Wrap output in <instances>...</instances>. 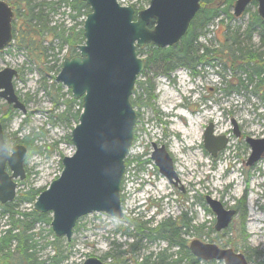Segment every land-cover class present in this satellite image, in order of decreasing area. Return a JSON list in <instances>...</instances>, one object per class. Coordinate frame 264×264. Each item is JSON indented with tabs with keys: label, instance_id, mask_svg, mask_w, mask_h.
Segmentation results:
<instances>
[{
	"label": "rangeland",
	"instance_id": "1",
	"mask_svg": "<svg viewBox=\"0 0 264 264\" xmlns=\"http://www.w3.org/2000/svg\"><path fill=\"white\" fill-rule=\"evenodd\" d=\"M5 1L15 12V33V26L22 23L16 18L18 8L11 5L9 0ZM56 1L28 0L32 10L36 14L42 11L43 16L41 20L35 19L29 24L23 22V26L30 25V29L35 31H46L30 33V38L35 40L33 45L29 41L21 45L14 34L12 43L0 51V71L12 68L18 72L13 84L27 108L24 114L0 98V122L7 143L10 148L23 145L28 152L32 149L40 150L25 161L26 178L23 181L16 180L17 197L13 205L19 203L18 199L24 192L47 189L61 175L62 159L75 151L71 132L76 121L71 115L67 118L59 117L66 109L63 102L70 100L72 95L56 80L62 62L68 57L69 48L66 46L60 51V41L48 30L61 26L67 29L75 27L78 31L83 28L84 17L73 22L68 9L54 13L45 6L46 3ZM211 1L221 4L222 0ZM120 5L133 6L140 11L149 7L150 0H120ZM20 10L21 15L24 9ZM233 12L234 6L230 9L233 19L222 12L221 17L206 29L198 28V46L219 49L227 37L230 42L233 39L239 42L247 52L263 54L264 57V41L261 37L255 34L249 39L245 33L250 14L235 17ZM151 52L149 47H145L140 57L146 60L150 58ZM225 64V61H216L214 66L198 67L194 84L190 83L186 74L187 68L177 63L172 65V71L166 72V68H157L152 64L147 73L146 70L143 72L153 78L156 100L153 101L154 107L141 109L143 116L138 120L140 127L128 155L124 189L129 199L123 203L125 218L118 220L103 213L89 214L79 221L70 242L64 237L56 238L50 225H39L35 231L39 242L36 252L39 262L83 264L89 257H96L105 264H150L167 250V243L149 242L146 238L140 241L134 237L135 229L132 227L128 230L132 236L125 235V228L129 227L126 218L147 223V227H155L167 219L183 218L191 220L192 228L183 236L188 246L192 240L200 237L204 242L244 253L250 264H264V157L253 166H248L252 150L246 142L247 137L264 138L263 86L256 88L258 77L249 81V69ZM145 77L140 75L138 81ZM139 93L141 89L138 85L136 96ZM57 99L60 100L59 105L55 104ZM77 109L75 106L74 110ZM157 112H160V116ZM179 113L193 119L194 126L198 127L196 139L192 136L185 139L178 131L188 125ZM234 123L241 133L239 137L234 133ZM209 124L214 125L216 137L229 139L228 146L216 158L204 148V133ZM155 126H163V129L169 131L170 137L166 144L188 193L174 191L151 159L152 144L160 138L159 129ZM195 153L201 158V163L195 159ZM143 168L147 170L146 173L142 172ZM146 178L150 183L143 192L138 186ZM232 178H235V183ZM200 196H211L222 202L226 209L238 212L226 230H215L216 215L204 199V205H199L197 198ZM146 204L151 205L146 207ZM31 207L29 204H21L20 210ZM243 217L246 219V240L240 239L234 229ZM200 227L201 236L195 229ZM6 228L7 218L0 214V232ZM136 243L139 244L133 248L132 244ZM175 251L172 249L168 253L173 254ZM148 257L150 260L146 261ZM208 263L211 262L200 264ZM212 263L224 264L216 261Z\"/></svg>",
	"mask_w": 264,
	"mask_h": 264
},
{
	"label": "water",
	"instance_id": "2",
	"mask_svg": "<svg viewBox=\"0 0 264 264\" xmlns=\"http://www.w3.org/2000/svg\"><path fill=\"white\" fill-rule=\"evenodd\" d=\"M78 1L90 8L83 25L85 40L78 46L77 56L64 60L56 79L72 92L74 100L82 102L79 122L71 133L75 153L63 158L60 177L34 204L35 211L52 214L51 228L55 237H66L68 242L79 220L89 214L124 218L122 184L138 119L131 96L145 66L138 49L149 45L165 49L180 43L199 12L202 0H150L149 7L140 11L132 6H121L120 0ZM253 2L257 3L258 14L264 20V0H236L235 17H241ZM14 16L12 7L0 0V51L13 40ZM17 75L12 68L0 71V98L25 114L26 106L13 84ZM234 133L240 136L236 124ZM228 142L226 137L214 135L213 124L208 125L204 146L213 157ZM246 142L252 150L247 165L252 166L264 156V139L247 137ZM26 156L25 146L9 149L0 122V203L3 205L16 198L18 184L15 180H25ZM152 158L169 180L176 177L173 160L164 147L155 149ZM206 200L216 215L215 230L227 229L236 210L226 209L222 202L210 196ZM189 249L202 262L250 264L242 253L198 239L190 243ZM83 264L105 263L89 257Z\"/></svg>",
	"mask_w": 264,
	"mask_h": 264
},
{
	"label": "trees",
	"instance_id": "3",
	"mask_svg": "<svg viewBox=\"0 0 264 264\" xmlns=\"http://www.w3.org/2000/svg\"><path fill=\"white\" fill-rule=\"evenodd\" d=\"M211 0H203L201 2V9L197 13L196 17L192 21L187 34L183 37L181 42L173 47L159 49L153 46H148L152 52L150 58L146 60V67L155 65L157 68L164 67L165 71H172L174 67L172 65L179 64L186 68H190L193 72L197 73V68L200 66H214L216 61H225V65H232L242 69L243 67L249 69V81H253L254 77H258L259 82L256 85L257 89H262V99L264 100V57L263 54L257 55L253 52H247L241 47V44L234 39L232 42L226 37L224 43H221V48L214 49L205 46H198L196 32L200 29H206L215 19L221 17L222 12L226 13L230 19H233V15L230 13V9L234 6V0H222L221 4H214ZM9 3L17 7L16 18L22 23L19 26H15V37L19 40L21 45L29 41L30 45H33L35 40L30 38L31 32L42 33L46 31L42 29L35 31L30 29V25L23 26V22L29 24L35 19H42V11H38L36 14L34 10L29 6L28 0H9ZM19 3V4H18ZM45 6L52 12L64 9L69 10V16L71 21H76L81 17H86L90 12V8L87 4L78 0H58L56 2L46 3ZM224 8H221L223 7ZM20 8L24 9L23 14L20 15ZM255 8L254 10H252ZM250 14L245 33L249 39H252L255 34H258L262 41H264V20L259 16L257 11V3L253 2L251 6L246 10L245 14ZM66 14V12H64ZM244 14V15H245ZM51 33L56 39L60 41L59 49L62 51L64 47L69 48L68 57H74L77 54V46L84 42L83 28L76 31L75 27L69 29L61 26L49 28ZM143 49L139 50L141 54ZM146 97L144 103L151 106L152 100L155 98L154 89L152 86L146 87L144 85ZM136 93V91H134ZM140 102V96L137 99H132V104L135 107L136 102ZM60 100H55V104L59 105ZM66 109L59 116L60 118H67L71 115L76 123L79 121V115L82 104L74 101L72 98L66 102H63ZM146 105V104H145ZM75 106L78 107L74 110ZM40 150L32 149L28 152V158L37 153ZM127 165L129 162H126ZM43 190H29L22 193L18 199V204L12 203L0 205V214L7 218V227L0 232V264H45L38 260L37 246L38 240L36 228L39 225H50L51 216L49 214H40L35 211L33 207L28 210H20L21 204H29L33 206L37 197ZM244 209V208H243ZM245 211V210H244ZM129 222V227L125 228V235L132 236L128 230L132 227L135 229V235L138 240L146 238L149 242L154 241H166L168 244L167 250L164 253L156 257L157 260L150 264H200L201 262L192 255L189 250L187 241L182 236L183 233L188 234L192 228L191 220L182 219L180 221L167 219L158 223L155 227H147V223H139L137 220L126 218ZM199 231V236L202 235V227L195 228ZM240 239L246 240V219L243 217L238 223V226L234 228ZM200 238V237H199ZM58 241V240H56ZM132 244L133 248L137 245ZM176 249L172 253L170 250ZM150 257L146 259L149 261ZM214 264V263H208Z\"/></svg>",
	"mask_w": 264,
	"mask_h": 264
},
{
	"label": "flooded vegetation",
	"instance_id": "4",
	"mask_svg": "<svg viewBox=\"0 0 264 264\" xmlns=\"http://www.w3.org/2000/svg\"><path fill=\"white\" fill-rule=\"evenodd\" d=\"M78 55V53L75 55V56H77ZM74 56V57H75ZM146 61L147 60H145V64H146ZM148 68L149 67H145V69H144V71L146 70V73H147V71H148ZM141 74V76H146L145 78H144V80H139L138 81V83H137V85H136V88H135V91H136V93H134L133 94V97H132V99H137L139 96H140V102L138 101V100H135V102H136V105H135V107H134V109H136L137 110V108H138V111H136V113H137V116H138V120H139V118H141L142 116H143V111L141 110L142 108H152V107H154L155 105L153 104V101L154 100H156L155 98L152 100V105L151 106H149V105H147V103L148 102H146V103H144L145 102V100H146V97L148 96V97H150L148 94L146 95V91L144 90V85L146 86V87H150V86H152L153 87V89H154V91H155V85H154V82H153V78H151V77H149V76H147V74ZM194 76H196V73L194 72ZM194 76H192V79H195V77ZM138 85L140 86V89H141V93H139L138 94V96H136V94L138 93ZM153 91V92H154ZM132 99H131V101H132ZM79 102V101H78ZM79 103H81V102H79ZM82 104V103H81ZM146 104V105H145ZM80 109H81V107H79ZM157 114L160 116V112H157ZM140 121V120H139ZM139 121H137V126H136V130H135V139H134V141L136 140V133L138 132V127H140V126H138V123H139ZM167 126H165L164 128H166ZM155 128L158 130L159 129V132H160V134H159V137L160 138H157V140L152 144V147H153V149H160L161 147H164L165 149H166V151L168 152V154L170 155V157H171V159L173 160V168H174V170H175V173H176V177L175 178H173L172 180H169V178L168 177H165L167 180H168V182H169V184H171V186H173V188H174V191H176V190H178V191H180L181 193H188V188L186 187V186H184L183 185V182L181 181V179H180V174L176 171V169H175V159H174V157L172 156V154L169 152V149H168V145L166 144L167 143V140H168V138L170 137V135H169V131H168V129H163V126H155ZM219 155V154H218ZM218 155L216 156V157H218ZM216 157H213V158H216ZM142 172L143 173H146L147 172V170L145 169V168H143V170H142ZM124 183H125V180L123 181V188H122V203H125V202H127L128 201V199H129V194L127 193V192H125V190H126V188L124 189ZM149 183H150V180H141V185L139 186V188L141 189L140 191H143V192H145L146 190H147V188H145L146 186H149ZM168 198L169 197H171V196H167ZM206 197L207 196H204V197H202V196H200L199 198H197V200L199 201L198 203H199V205L202 207L203 205H204V200H205V202L207 203V200H206ZM204 199V200H203ZM149 205H151V204H146V207H149ZM144 207V206H143ZM146 207H144V208H146ZM237 212V211H236ZM238 213V212H237ZM183 218H177V220L176 221H180V220H182ZM182 236H185V233H183L182 234ZM163 242H166V241H163ZM168 245V244H167Z\"/></svg>",
	"mask_w": 264,
	"mask_h": 264
},
{
	"label": "bare ground",
	"instance_id": "5",
	"mask_svg": "<svg viewBox=\"0 0 264 264\" xmlns=\"http://www.w3.org/2000/svg\"><path fill=\"white\" fill-rule=\"evenodd\" d=\"M179 116H181L182 118L186 119L188 125H187V128H184V129H182V130H178V131H179L182 135H184L185 139L188 138V137H190V136H192L194 139H196L197 136H198V127L194 126V121H193V119H191L190 117H187L184 113H179ZM179 132H178V133H179ZM194 157H195V159H196L197 161H199L200 163L202 162L201 158L198 157V154H197V153L194 154ZM178 166H179V165H178ZM182 171H184V169H183ZM230 178H231V176H230ZM231 180H232V182H234V183L236 182L235 178H232ZM230 183H231V182H230ZM258 220H259V219H258Z\"/></svg>",
	"mask_w": 264,
	"mask_h": 264
}]
</instances>
